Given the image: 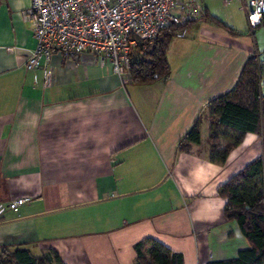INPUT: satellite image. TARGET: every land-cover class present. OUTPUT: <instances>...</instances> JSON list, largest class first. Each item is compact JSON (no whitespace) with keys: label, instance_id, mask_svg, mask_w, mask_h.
I'll return each instance as SVG.
<instances>
[{"label":"crops","instance_id":"0c3cea01","mask_svg":"<svg viewBox=\"0 0 264 264\" xmlns=\"http://www.w3.org/2000/svg\"><path fill=\"white\" fill-rule=\"evenodd\" d=\"M30 3L0 0V252L135 264V246L153 240L184 264L236 259L249 244L224 220L217 191L263 147L248 133L224 164L212 163L206 105L258 54L254 34L235 27L239 4L199 0L233 33L203 18L189 24L168 46L169 79L136 85L91 54L76 63L53 54L28 71ZM197 117L200 144L178 152ZM18 198L34 201L13 214Z\"/></svg>","mask_w":264,"mask_h":264},{"label":"trees","instance_id":"16d2710c","mask_svg":"<svg viewBox=\"0 0 264 264\" xmlns=\"http://www.w3.org/2000/svg\"><path fill=\"white\" fill-rule=\"evenodd\" d=\"M206 21L224 26L218 19L205 15ZM170 26L153 41L143 42L136 48L138 57H131L129 79L132 84L148 85L166 81L170 77L166 52L175 36L186 27ZM264 25V21L262 23ZM261 25V26H262ZM264 61L257 54L250 56L242 66L234 87L206 105L210 121L207 143L210 161L224 164L230 151L242 143L246 134L256 135L262 142L263 153L247 164L239 173L218 188L217 195L224 199V220L235 222L249 247L238 253L234 260L215 264H264ZM201 120L197 117L178 144V152H188L191 145L200 144ZM222 143H226L222 148ZM146 246L149 249L146 251ZM135 264H184L183 258L153 240L135 246ZM0 264H62L55 252L33 257L27 250H2Z\"/></svg>","mask_w":264,"mask_h":264},{"label":"built area","instance_id":"2783aa9c","mask_svg":"<svg viewBox=\"0 0 264 264\" xmlns=\"http://www.w3.org/2000/svg\"><path fill=\"white\" fill-rule=\"evenodd\" d=\"M233 2L241 4L250 31L262 25L264 0H224L228 5ZM203 16L199 0H31L24 19L32 24L35 47L25 68L33 71L42 63L46 68L53 54L73 63L91 54L100 66L109 64L113 74L128 78L137 46L155 40L170 26H183ZM33 201L18 198L7 208L18 214Z\"/></svg>","mask_w":264,"mask_h":264},{"label":"rangeland","instance_id":"374dc122","mask_svg":"<svg viewBox=\"0 0 264 264\" xmlns=\"http://www.w3.org/2000/svg\"><path fill=\"white\" fill-rule=\"evenodd\" d=\"M232 4H239V9L244 13L243 20L242 18L240 19L238 16L236 17L235 27H246L248 32L249 29L246 22V13L242 9L241 4L239 2H233ZM251 33L254 34L255 46L258 53L257 55L259 56V58H261V61H264L262 60L264 59V25L252 30ZM133 57H138V53L136 51H134ZM202 115L206 116L205 113H203ZM205 137L207 138V135ZM225 145L226 143H222V148L225 147Z\"/></svg>","mask_w":264,"mask_h":264}]
</instances>
